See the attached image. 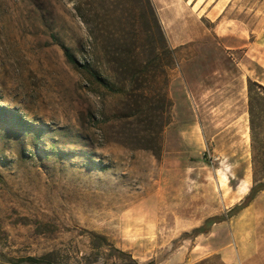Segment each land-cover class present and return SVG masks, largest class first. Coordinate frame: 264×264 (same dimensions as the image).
<instances>
[{"label": "rangeland", "instance_id": "1", "mask_svg": "<svg viewBox=\"0 0 264 264\" xmlns=\"http://www.w3.org/2000/svg\"><path fill=\"white\" fill-rule=\"evenodd\" d=\"M150 2L155 45L161 30L176 49L159 158L107 140L126 98L64 53L115 80L99 30L113 29L111 1L83 0L79 13L74 0H0V264H188L209 253L196 264H221L212 252L221 239L235 248L239 211L264 225V191L255 212L229 213L245 184L264 180V110L251 112L247 93L264 68L244 53L264 36V0Z\"/></svg>", "mask_w": 264, "mask_h": 264}, {"label": "trees", "instance_id": "2", "mask_svg": "<svg viewBox=\"0 0 264 264\" xmlns=\"http://www.w3.org/2000/svg\"><path fill=\"white\" fill-rule=\"evenodd\" d=\"M74 1L77 11L81 13L80 2L83 0ZM107 1L113 3L107 9L112 18L113 29L106 26L99 30L103 32L102 53L111 65V76L115 80L102 77L101 72L91 62H79L70 48L63 46L64 53L67 61L87 74L92 81L98 82L113 93H122L126 98L127 112L123 115L124 126L120 130H112L107 140L113 139L132 148L148 150L159 158L162 150L161 131L169 122V110L172 106L168 87L171 71L176 64V49L167 45L161 30L159 31L160 46L155 45L150 26L153 23L158 30L159 26L150 0H140L147 22L145 28H142V36H139L135 30L137 4L134 1L139 3V0ZM117 78L122 84H119L121 81H117ZM247 91L249 110L252 112L256 106L264 110V85L248 78ZM18 119L25 129H31L27 126L26 120L21 117ZM263 189L264 180L255 182L250 187L245 200L233 206L229 213L237 207L246 206ZM218 218H207L196 230L198 232L209 230ZM45 258L28 256L20 258L19 261L39 264L47 262Z\"/></svg>", "mask_w": 264, "mask_h": 264}, {"label": "crops", "instance_id": "3", "mask_svg": "<svg viewBox=\"0 0 264 264\" xmlns=\"http://www.w3.org/2000/svg\"><path fill=\"white\" fill-rule=\"evenodd\" d=\"M244 53L256 61L259 67L264 68V36H259L254 41L248 43ZM260 82L264 84V79H261ZM249 190L250 188L248 191ZM261 191H264V189ZM255 198L256 195L246 206L242 207L243 211L254 204L252 201ZM262 206L263 205L261 204V207ZM251 211L255 212L254 205L252 206ZM262 211L263 209L260 212ZM237 214L238 215L231 224L232 228L235 229L234 232L236 234L235 248L233 249L228 241L221 239L219 249L214 250L212 254L216 253L219 255L221 264H264L263 222H256L255 218L242 219L240 211ZM219 227L220 229H224L223 224L219 223ZM209 255H211V253L205 256H200L188 264L199 263L207 259Z\"/></svg>", "mask_w": 264, "mask_h": 264}, {"label": "bare ground", "instance_id": "4", "mask_svg": "<svg viewBox=\"0 0 264 264\" xmlns=\"http://www.w3.org/2000/svg\"><path fill=\"white\" fill-rule=\"evenodd\" d=\"M173 133V132H172ZM202 138V137H201ZM203 140V139H202ZM204 143V142H203ZM167 145H168V143H167ZM226 177V176H225ZM225 181V180H224ZM245 181V180H244ZM247 181V180H246ZM242 183V182H241ZM244 183V182H243ZM242 185V184H241ZM217 188V187H216ZM249 189V186L247 185V184H245L243 187H242V190L243 191H247ZM240 192V191H239ZM242 193V192H241ZM226 195V194H225ZM239 196H241L240 194H239ZM237 199V198H236ZM234 200V199H233Z\"/></svg>", "mask_w": 264, "mask_h": 264}]
</instances>
